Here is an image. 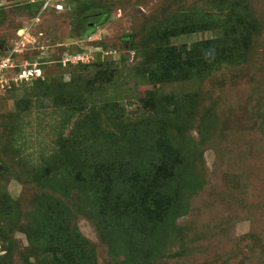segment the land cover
I'll return each mask as SVG.
<instances>
[{
    "label": "rangeland",
    "instance_id": "obj_1",
    "mask_svg": "<svg viewBox=\"0 0 264 264\" xmlns=\"http://www.w3.org/2000/svg\"><path fill=\"white\" fill-rule=\"evenodd\" d=\"M38 1L0 0L5 14L0 26V65L11 57V66L0 70V163L10 169L9 174L0 175V223L6 232L10 221L16 225V248L2 264H25V257L33 263L36 257L27 256L29 242L22 230L32 222L34 202L45 194L78 215L74 226L94 246L97 264H117L115 258L124 259L120 251L113 255L117 232L110 236L106 231L102 237L97 221L88 218L86 203H81L75 187H68L69 195L63 197L31 171L35 167V175L62 147L72 154L77 149L73 145L83 142L92 115L98 117L100 128L111 133L116 126L108 121L106 104L112 112L118 110L120 116L136 119L135 114L147 111L143 102L150 99V92L156 96L199 92L194 122H170L165 139L180 137V150L190 156L193 169L203 173V180L196 190L187 193L186 212L175 217L167 238H162L168 246L159 257L148 255L150 259L142 264H264V135L259 125L255 128L256 120H260L255 111L259 104L264 106V86L260 85L264 82V0L246 1L252 6L261 37L245 67H217L201 82L159 87L141 85L132 71L139 59L131 44L133 37L127 36L144 39L148 29L179 13L185 3L113 0L109 15L97 19L101 22L98 27L81 39L77 28L57 13V8L67 5L64 0H50L36 16L33 10H24L25 3L38 8ZM200 1L196 4L200 12L216 11L210 0ZM20 30L25 31L22 37ZM212 37V32L182 35L171 44L191 46ZM82 56L83 62L75 58ZM108 63L115 68L110 75L94 79V66ZM204 70L207 75L208 70ZM38 84L48 87L52 95L66 96L67 105L53 104L48 97L42 102L45 108L38 107L41 99L32 96ZM69 93L80 94L72 105L70 98L75 96ZM91 98L96 106L87 108ZM22 101H27L30 108L22 110ZM212 118L216 126L213 131L209 127L206 130ZM16 123L21 124L19 132ZM78 128L85 129L79 132ZM52 165L50 171L54 170ZM6 208V212L1 210ZM6 214L9 221L4 218ZM2 250L0 243V255Z\"/></svg>",
    "mask_w": 264,
    "mask_h": 264
},
{
    "label": "trees",
    "instance_id": "obj_2",
    "mask_svg": "<svg viewBox=\"0 0 264 264\" xmlns=\"http://www.w3.org/2000/svg\"><path fill=\"white\" fill-rule=\"evenodd\" d=\"M64 1L67 5L57 8V13L75 26L87 14L109 15L113 0ZM180 1L185 3L180 12L163 19L161 25H153L144 39L140 40V35L127 36L133 37L131 44L135 48V58L139 59L132 71L137 73L139 82L145 87L201 82L210 75V70L222 66L243 68L261 37L252 6L246 2L249 0H210L216 11L204 10L203 13L196 9L200 0ZM38 2L35 10L34 5L25 3L24 10L27 13L33 10L32 14L38 15L44 7V2ZM2 10L0 8V26L5 22ZM205 32H212L214 37L191 46L175 47L171 44L172 39L179 36ZM139 43L141 45L137 47ZM113 69L109 63L94 66V79L107 78ZM204 69L208 70L207 75ZM260 85L264 86V82ZM33 95L41 99L38 107L43 109L42 102L48 97L52 98L53 104L67 105L66 96L52 95L44 85L38 84ZM69 95L75 96L70 98L69 105L80 98L78 93ZM199 96V92L159 96L150 92V99L143 102L147 111L135 114L136 119H126L118 110L112 112L106 104L108 121L116 126L111 133L100 128L98 117L92 115L83 142L80 146L73 145L77 149H73L72 154L66 152V146L62 147L35 175L37 169L34 167L31 171L33 176L46 186L54 187L53 190L63 197H68V187H75L81 203H86L88 218L97 221L102 237L106 231L110 236L117 232L113 255L120 251L124 256L121 260L115 258L117 264H142L150 259L149 256L159 257L169 244L162 238H167L166 233L173 226L175 217L187 210V193L196 190L203 180V173L193 169L190 156L180 150V137L175 135L172 141L165 139L170 122L187 119L189 124L194 122ZM94 101L88 99L86 107L96 106ZM19 106L22 110L30 108L27 101H22ZM256 112L260 120H256L255 128L259 125V131L264 135V106L259 104ZM215 123V119H210L205 129L209 127L213 131ZM20 125L15 124L17 132ZM85 128H78V131ZM50 164H53V171H50ZM1 167L0 175L10 173L8 167L2 164ZM1 210L6 212L7 208ZM8 216L6 214L4 218L9 221ZM30 216L32 222L22 231L29 242L25 248L27 256L34 254L36 258L32 263L25 257V264H97L94 246L74 226L73 220L78 215L71 207L45 194L39 202H34ZM2 223L0 243L4 253L0 255L1 264L16 248L13 238L16 225L10 221L6 232Z\"/></svg>",
    "mask_w": 264,
    "mask_h": 264
},
{
    "label": "flooded vegetation",
    "instance_id": "obj_3",
    "mask_svg": "<svg viewBox=\"0 0 264 264\" xmlns=\"http://www.w3.org/2000/svg\"><path fill=\"white\" fill-rule=\"evenodd\" d=\"M105 14H99V13H94V14H87L84 15L78 23L75 25L80 34V38L85 36V33H89L90 30L98 27V24L101 22L99 20L104 19ZM97 19H99L97 21ZM25 33V31L23 32Z\"/></svg>",
    "mask_w": 264,
    "mask_h": 264
},
{
    "label": "built area",
    "instance_id": "obj_4",
    "mask_svg": "<svg viewBox=\"0 0 264 264\" xmlns=\"http://www.w3.org/2000/svg\"><path fill=\"white\" fill-rule=\"evenodd\" d=\"M41 1H44L45 2V7H46V5L49 3V2H51L50 0H41ZM15 52H16V50H15ZM77 60H84V56H82V58L81 57H75ZM10 61H11V59L10 58H8V59H6V60H4L2 63H1V65H0V70L1 69H3V68H6V67H8V66H10Z\"/></svg>",
    "mask_w": 264,
    "mask_h": 264
},
{
    "label": "clouds",
    "instance_id": "obj_5",
    "mask_svg": "<svg viewBox=\"0 0 264 264\" xmlns=\"http://www.w3.org/2000/svg\"><path fill=\"white\" fill-rule=\"evenodd\" d=\"M44 7H45V3H44ZM46 7H47V6H46ZM46 7H45V8H46ZM59 8H61V6H60ZM22 31L24 32V30H22ZM23 32H22V33H23ZM23 35H24V33H23V34H19L20 37H22ZM10 59H11V57H10ZM4 60H6V59H3V61H4ZM3 61H2V62H3ZM80 62H83V61L80 60ZM10 63H11V61H10ZM10 66H11V64H10ZM10 66H8V67H10ZM6 68H7V67H6ZM3 69H4V68H3ZM3 69H1V70H3ZM39 72H40V71H39Z\"/></svg>",
    "mask_w": 264,
    "mask_h": 264
},
{
    "label": "water",
    "instance_id": "obj_6",
    "mask_svg": "<svg viewBox=\"0 0 264 264\" xmlns=\"http://www.w3.org/2000/svg\"><path fill=\"white\" fill-rule=\"evenodd\" d=\"M23 31L22 30H20L19 31V34H21ZM38 73H40V72H38ZM2 167H1V164H0V169H1Z\"/></svg>",
    "mask_w": 264,
    "mask_h": 264
}]
</instances>
